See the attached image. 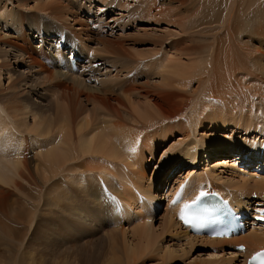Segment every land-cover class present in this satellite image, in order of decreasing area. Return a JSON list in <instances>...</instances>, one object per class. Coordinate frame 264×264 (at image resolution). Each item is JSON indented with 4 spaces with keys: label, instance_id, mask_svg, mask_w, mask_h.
Listing matches in <instances>:
<instances>
[{
    "label": "bare ground",
    "instance_id": "obj_1",
    "mask_svg": "<svg viewBox=\"0 0 264 264\" xmlns=\"http://www.w3.org/2000/svg\"><path fill=\"white\" fill-rule=\"evenodd\" d=\"M31 1L35 2L39 18L28 22L27 14L13 10L28 6ZM216 1L146 0L141 4V14L147 17H160V21L173 24L186 22V37L173 46L172 55L160 53L167 46L161 41L152 42L154 49L147 54L129 50L124 41L111 39L113 36L106 33L110 26L104 22V28L98 26V30L82 21L80 11L71 1L17 0L18 5L9 11V3L0 0V25L15 33L14 37L0 34V79L5 73L9 81L4 89L0 80V230H9L20 240L25 236L22 233L33 227L41 197L45 195L43 208L49 214L52 207H57L68 215L62 226L65 239L78 234L87 239V224L106 223L102 254L97 258L91 254L88 258V252L83 255L96 258L92 264H137V257H144L155 248L153 219L161 199L155 194L154 183L164 191L172 182L165 175L160 179L162 168L176 164L175 171L191 166L190 176L197 173L200 154L206 155L205 160L220 154L226 158L216 162L215 170L239 171L237 165L248 164L247 167L254 165L251 169L264 172V17L261 22L255 18L257 10L264 13V0H219L209 10ZM94 2L108 6L117 0ZM47 20L56 27L51 29ZM256 25L259 26L254 29ZM34 34L41 44L36 47L31 41ZM57 35L71 40H61L54 55L46 47L49 41L56 42ZM254 41L258 46L253 45ZM87 43L102 47L97 48L99 52L94 51L103 53L102 57L81 56L78 44L86 55L93 51L89 45L85 47ZM61 45L65 50L72 48L70 57L60 49ZM7 49L15 50L19 65L27 64L45 80L55 81L58 93L49 110H38L22 101L20 83L11 75L13 62L7 60L12 52ZM149 56L156 57L151 59V66L155 61L154 68L161 76L158 85L139 82L142 68L150 67V61L143 59ZM78 57L85 62L80 63ZM48 61L51 66H47ZM70 61H74L77 70H73ZM102 65L109 69V76L116 73L110 76L114 78L105 79L98 88L85 83L83 75ZM125 71L126 76L120 79ZM28 119L32 122L28 123ZM205 127H209L208 133L199 135ZM176 134L189 140L178 143L154 172L155 177L149 179L148 155L152 160L159 143ZM32 152L36 153L35 163ZM32 167H36V173L31 172ZM249 174L255 180L252 186L264 192V176ZM215 175L206 171L176 183L179 186L169 192L168 198L183 188L181 202L175 205L170 201L166 223L170 229L181 230L190 247L203 245L223 258L211 264H247L253 253L264 249L263 226L254 223L251 231L233 239H210L191 236L180 222L184 205L201 192H217L239 213H252L247 199L240 201L247 198L244 186H250V177L244 184L231 180L220 184ZM195 177L197 182H203L193 183ZM49 181L53 185L48 187ZM41 182L44 184L40 185ZM91 206L96 207L95 213ZM87 219L92 221L88 223ZM134 220L139 222V228L134 229L133 237L139 235L140 245L128 241L124 230L125 223ZM70 238L67 243L77 245ZM240 246H245L243 252L235 250ZM156 251H160L157 257L163 264L172 262L176 254L174 250ZM75 258L71 256V263L64 256L58 262L75 264ZM22 261V257L16 258V263Z\"/></svg>",
    "mask_w": 264,
    "mask_h": 264
},
{
    "label": "rangeland",
    "instance_id": "obj_2",
    "mask_svg": "<svg viewBox=\"0 0 264 264\" xmlns=\"http://www.w3.org/2000/svg\"><path fill=\"white\" fill-rule=\"evenodd\" d=\"M67 1H71L75 4L76 10L80 11V13H81L80 17L82 18V21L90 24V27L93 26L92 29H94V28L98 29L99 28L98 26H101L104 28V26L102 25V22H104L103 24H107L108 26H110L109 30H107L106 33H108L110 36L111 35L113 36V38H111V39H113V40L117 39V41H120V40L124 41L126 48L128 47L129 50L131 49L132 51H138V53H143V54L149 53L150 51H152L154 49V46H153L154 44H152V42H154V41L160 42L161 41V43L166 44L167 46L164 45L165 49L162 50L160 53L169 52L173 55L175 53V49L173 46H175L181 39L186 37V35H184L185 28L187 27L186 22H185V24L184 23L183 24H181V23L173 24V22L169 21V20L166 21V20L162 19V21H160V17H153V16L147 17L144 14H141V11L143 9V6L141 7V4L143 2L145 3L146 0H127V1L126 0H117V2H115V3L113 2L112 5H108V6H106L104 3L94 2L95 0H67ZM90 1H91V3H90ZM3 2L6 4L9 3V4H7L9 11L15 9L14 7H16L18 5L17 0H10V1L9 0H3ZM210 2H212V0H210ZM126 3H127V5H125ZM218 4H219V0H217L215 3H212L208 7V9L211 10L210 9L211 6H213V5L217 6ZM34 5H35V2L31 1L28 4V6L19 7L17 10H13V11H16L19 14H25V15L27 14L26 18H27L28 22H31V19L39 18L38 14H36L37 11L35 10ZM128 5H129V8H126ZM212 10L215 11V9H212ZM135 12H136V14H135ZM261 17H264V13L262 11L257 10L255 18L259 22H261ZM46 22H47V24H49L48 25L49 27L52 26L51 29L56 27V26H54L55 24L51 20H47ZM70 23H71V21H70ZM258 26L259 25H256L254 29H256ZM0 34L5 35V36L8 35L10 37H14V35H15L14 31H12V30L10 31L6 28H3L2 25H0ZM36 36H37L36 34H34L33 36L31 35V41L35 47L41 45L40 42L36 39ZM66 38H65V40H63V38L61 39L60 35H57L56 39H55L57 43L49 41L47 43L49 46H47L46 48L48 50H50L52 52V54L56 55V51L60 45L61 40L63 41V43H66L67 40L68 41L71 40L67 36H66ZM87 45H89V48L93 49V51L89 52L86 55L85 53H83L80 45L78 44L77 48L81 49V50L79 49L81 56L83 55L87 59H92V57H94V58L102 57L103 53L101 55H99L100 53H98V54L95 53L98 51L97 48L102 50V47H99L95 43H91V44L87 43L85 46L86 48H87ZM95 45H96V47H95ZM253 45L258 46V44H256L255 41H254ZM3 48L4 47H2V49ZM86 48H84L85 51H87ZM158 48H159V46L157 47V49ZM60 49L64 52H66L68 57L71 56L70 53L72 51V48H66V50H67L66 51L64 49V47L61 45ZM169 49H170V51H169ZM7 51L12 52L10 55H8L7 60L10 63L13 62L12 63L13 65L11 64V71H12L11 75H13L14 79H16V81L20 83L19 86H21V90H22V94H21V96H22L21 99H23L22 101L25 104H28V106L36 108L38 110H40V109L49 110L50 107H53V105H55V101H56V99H55L57 96L56 94L58 93V90L54 86L55 81L49 82V81L45 80L43 75H40L36 69L35 70H33L32 68L30 69V66H28L27 64L25 66L19 65V63H17V62H19V59L17 57V53L15 52V50L7 49ZM154 58H156V57H154V56L150 57L149 56L147 58H143L144 60H147L146 62L150 61V64H149L150 67L145 68V69L142 68V73L139 77L140 78L139 82H149L152 85H155L157 83L160 84L161 76L159 75L158 70L155 69L156 67L154 68L155 61L153 63V68L151 66L152 65L151 59H154ZM79 59H80L79 60L80 63L82 62V64H83L85 62L84 59H81V58H79ZM143 59H140V60H143ZM128 61H129V59H128ZM262 61H263V67H264V59H262ZM45 63L47 64V62H45ZM48 63H49V65L47 64V66H51L49 61H48ZM99 63L101 64V62H99ZM70 64H71V61H70ZM62 65L64 68V63ZM119 65L122 66L125 64L124 63L122 64V62H119ZM119 65H118V67H119ZM62 71H64V70H62ZM151 71H153V72H151ZM108 72H109V69H107L105 66L97 68V69L93 68V70H91V72L84 74L82 79H85V83L89 84L90 86L98 88L104 84V81H106L105 79H110V78L113 79L114 78L113 76L112 77H110V76L113 74L115 75L116 73L113 72L109 76ZM127 72L128 71H125L122 74L120 79H123L126 76L125 74H127ZM149 73H151V74L149 75ZM55 78H57V76H55ZM0 80L2 82L1 85L4 89L9 86L8 76L5 73H3V77ZM254 102L258 103L257 100L256 101L254 100ZM89 109H92V106H89ZM30 120L31 119H28V123L32 122ZM175 121H177V120H175ZM175 123H177V122H175ZM208 128L209 127H207L205 130H199V135L208 133ZM42 140H43V138H42ZM187 140H189V139H181V137L176 134L174 137L170 138L169 140L159 143V145L156 149V152L154 153L153 159L151 160L150 155H148V157H147V160L150 161L149 165L147 166L148 178L152 180L155 177V176L153 177L154 172L158 170V167H160L161 164L165 163L163 160L165 158V156L166 155L168 156V154H172L173 153L172 151L176 150L175 148L178 146V143L185 142ZM36 147L37 146H35V148ZM230 155L232 156V154H230ZM205 156H206L205 154L204 155L200 154L199 160L200 159L201 160L199 161V164H197L195 167L197 173H194L191 175H193V176L194 175H202L206 171L207 172L212 171L214 174H216L215 176H218V178L221 180L220 184H223L225 181H228V180L233 181L234 184H239V183L244 184L247 180H249V178L247 177L250 175L249 173L255 174V175L259 174L256 172L253 173V170L254 171L257 170V169H251V168H253L254 165L252 167L251 166L245 167L244 166L245 164L237 165V167H239V171H240V169H243L244 172H239L237 170L232 171V169H229V168H227V169L226 168L225 169L217 168L215 170V168H213V166L217 165L216 162L218 160H223L224 158H226V156L216 154V155L210 156L209 159H206V160L203 159ZM31 157H33V160H34L33 163H35L36 153L32 152ZM232 161H234V158H232ZM161 162H163V163H161ZM175 165L176 164H173V166H171L170 168H165V169L162 168L161 169L162 174L160 173L161 174L160 179L163 178L164 175L172 178L171 179L172 182H170L167 186L164 187V191L162 189L159 190L157 183H154V187L156 190L155 194L157 195V197L159 196V199H161L157 203V204H159V206L157 205L158 207H156L157 212H156L154 219H153L154 225L151 222L153 225V228H154V232H155L154 233L155 234V236H154L155 244L153 245L155 248H153L154 251H149L146 256L137 257L136 262H137V264H163L162 263L163 261H161L160 258L157 257V255L160 253V251H159V253H157V251H156L157 249L162 250V251L163 250L164 251H166V250L176 251V254H175L173 261L170 262L169 264H211L215 261H222L223 258L220 259V258L216 257L214 255V252L208 247H205L203 245H195V246L190 247V245H188V243L183 238V235H181V230L176 229V228L170 229V227H168V223H166V217L167 218L169 217L167 214H168V211L170 210L169 209L170 208V205H169L170 201L174 200V197L173 198L169 197L170 198L169 199L168 194L174 187L179 186V184L177 185L176 183L181 182L183 180L187 181L191 178V175L190 176H188V175H189L191 169L193 168V167L191 168V166H184V167H182V169H178V170L174 171ZM213 170H215L216 172ZM258 170H260V169L258 168ZM31 172L36 173L37 172L36 167H32ZM262 173H264V172H262ZM240 174H242V175H240ZM260 175L264 176L263 174H259V176ZM57 181L59 182L60 180L57 179ZM197 181L198 180L195 177V182L193 181V183H195V184L200 183L201 184L203 182V181H199V182H197ZM249 183H250V186L249 185L244 186L245 191L248 190V191H246L247 192V198H241L240 201L247 199V201L249 202V206H251L250 209L252 211L256 212L257 210L264 209V192H262L261 190H257L256 188L253 187L255 184V180H252L251 177H250ZM39 184L42 185V184H44V182H41ZM148 184H150V183H148ZM173 184H176V185L173 186ZM47 185H48V187L52 186L53 181H49ZM185 185L186 184H184L183 187ZM263 188H264V185H263ZM206 190H208V188ZM229 191H232V190H229ZM229 191H227V192L232 193ZM41 192L43 194L46 192L45 186L43 187ZM154 192L155 191H153V193ZM163 192L165 194H162ZM177 195H179V192L177 193ZM188 198H189V196H188ZM41 200L42 201H40L39 209L36 211L37 215H36V219H35V223H34L33 227L27 231L28 233H26V232L22 233V234H25V236L21 237L20 240H17V238L13 235V233L11 231L5 230V229L0 230V238H1V242H0V264H55V263L57 264V262L61 258H63L64 256H68L70 258L69 261H71V263H73L71 256H75L77 258V259L75 258L76 261L74 260L75 264H79V263L80 264H92V262H94V261L96 262V260H94V259H96L97 257H99L102 254L103 246L105 245L106 240H104L105 234L103 232H104V229H105L104 226H106V223L100 222V223H92L89 225L87 224V228L89 229V232H90V235L87 239H84L83 236L80 234H78L75 238L74 237L70 238V236L69 237L67 236L68 239L70 238L73 241H77L76 242L77 245L74 244V246H73L72 244L74 242L73 243H67L68 239H65L66 237H65V234L62 230V226L65 225V223H63V220L66 219L64 217H66L68 215H66V214L64 215L63 212L57 207H52L51 209H53V210H51V213L49 214V212L46 210V208L45 209L43 208V204H44L43 201H45V195L43 197H41ZM257 200H259V204L256 203L257 204L256 205L254 203L257 202ZM174 203L176 204L177 202L174 201ZM91 208H92V211L95 213L96 207L91 206ZM171 208H173V207L171 206ZM175 208H177V207H175ZM258 213H261V215H262L261 211ZM252 214H253V212L251 213V216H254V215L256 216V214H253V215ZM93 215H95V214H93ZM106 217H107V213H106ZM69 219L72 220V218H69ZM87 220H88V223L92 221L91 219H87ZM259 220H261V219H259ZM174 221L177 222L176 217H175ZM261 222L262 221L255 222V223L264 227V222L262 225H261ZM137 223H139V222H137L136 220L131 221L130 223L126 222L125 226H124V230L126 231V234H128L126 236L127 240L129 239L128 241H130V242L133 241L136 245H140L141 241L138 238L139 235H136V238L133 237L134 229L138 230V228H139V227H136V225H138ZM95 228H97V229H95ZM252 229L253 228H251L249 231H251ZM89 238H91V239H89ZM72 240H70V241H72ZM70 241H68V242H70ZM73 250L75 252V255H74V252H72ZM89 250H90V252H89ZM235 250L238 252V249H235ZM76 252H77V254H76ZM81 252H85V253H81ZM87 252L89 255L87 254ZM153 252H155V253H153ZM99 253H101V254L99 255ZM84 254H87L88 258L90 256V254L96 258H94L92 256V257H90L92 259H88L87 256L86 257L83 256ZM18 256L23 258V261H22L23 263L22 262L16 263V258ZM82 257H83V259H82ZM53 258H54V260H53ZM72 258H74V257H72ZM227 258L228 257H226V259ZM26 259H27V263H26ZM242 259L244 260V258H241V261H242ZM83 261H86V262L84 263ZM58 264H59V262H58ZM223 264H224V261H223ZM225 264H230V263H225ZM236 264H243V261L241 263L237 262Z\"/></svg>",
    "mask_w": 264,
    "mask_h": 264
},
{
    "label": "snow or ice",
    "instance_id": "obj_3",
    "mask_svg": "<svg viewBox=\"0 0 264 264\" xmlns=\"http://www.w3.org/2000/svg\"><path fill=\"white\" fill-rule=\"evenodd\" d=\"M205 193L201 192L200 196H204ZM199 199V198H198ZM197 201H193L192 204H185L184 205V211L181 213V219L184 220L185 223H191V218L187 215V210L192 207L193 204H195ZM262 215L259 217V219L264 220V209L261 210ZM264 255V254H261Z\"/></svg>",
    "mask_w": 264,
    "mask_h": 264
}]
</instances>
